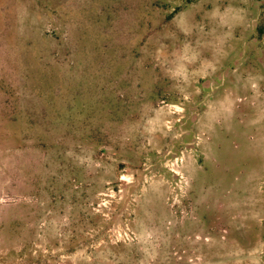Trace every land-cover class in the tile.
<instances>
[{"label": "rangeland", "instance_id": "obj_1", "mask_svg": "<svg viewBox=\"0 0 264 264\" xmlns=\"http://www.w3.org/2000/svg\"><path fill=\"white\" fill-rule=\"evenodd\" d=\"M0 264H264V0H0Z\"/></svg>", "mask_w": 264, "mask_h": 264}]
</instances>
